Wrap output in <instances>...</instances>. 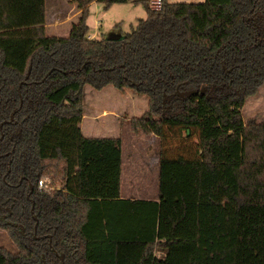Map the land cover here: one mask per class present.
<instances>
[{
  "label": "trees",
  "instance_id": "1",
  "mask_svg": "<svg viewBox=\"0 0 264 264\" xmlns=\"http://www.w3.org/2000/svg\"><path fill=\"white\" fill-rule=\"evenodd\" d=\"M67 35L46 0H0V264H264V0H163L128 32ZM141 1V0H140ZM148 99L134 133H197L162 151L158 199L121 197V137L87 136L84 88ZM40 181L43 184L40 185Z\"/></svg>",
  "mask_w": 264,
  "mask_h": 264
},
{
  "label": "rangeland",
  "instance_id": "2",
  "mask_svg": "<svg viewBox=\"0 0 264 264\" xmlns=\"http://www.w3.org/2000/svg\"><path fill=\"white\" fill-rule=\"evenodd\" d=\"M172 2H188L202 3L205 0H170ZM150 2V1H149ZM72 0H46L47 8V24H49V32L52 34L67 35L71 28L70 20L63 23L64 19L72 16L78 7ZM77 6V5H76ZM147 17L146 5L141 0H130L128 3L114 4L110 7H105L101 2H96L89 6V16L87 24L90 28V33L96 31L97 38H100L103 33H122L128 32L136 26L140 18ZM75 20V19H74ZM73 21V20H72ZM84 110L85 118L82 122L85 135L93 136H110L114 134L112 126L116 122L114 116H108L103 120H91L95 115L104 113L105 109H113L119 115L120 129L122 132H115L123 135L126 138L127 144L134 145H149L152 151H149V159L147 164L151 167L150 173L156 169L155 158L158 153L159 161L162 151L167 150L171 155L174 149L183 147L186 149H195L198 143L197 133H193L188 139L186 131L179 129H170L166 136V141H162L155 134L148 135L144 132L134 133L130 126V119L133 117L142 116L148 109V99L145 96L138 95L132 89L119 90L113 86H107L101 90H97L90 85L84 88ZM243 117L245 122L257 120L264 122V85L258 93L250 97L244 106ZM111 129V130H110ZM121 132V133H120ZM120 135V136H121ZM140 146V147H141ZM166 152V151H165ZM140 156L139 152H136ZM144 153V152H143ZM154 178V176H153ZM155 180H152L150 185L154 189ZM130 185V184H128ZM135 186V185H134ZM0 245L13 247V242L3 229L0 228Z\"/></svg>",
  "mask_w": 264,
  "mask_h": 264
},
{
  "label": "crops",
  "instance_id": "3",
  "mask_svg": "<svg viewBox=\"0 0 264 264\" xmlns=\"http://www.w3.org/2000/svg\"><path fill=\"white\" fill-rule=\"evenodd\" d=\"M97 1H93L91 5L96 3ZM77 6L74 5L73 8ZM81 10L78 8L76 12L67 19H64L62 22L65 23L70 20L72 24L76 21L80 15ZM75 19V20H74ZM73 20V21H72ZM49 27V24H47ZM70 30V29H69ZM96 31L94 33H90L91 37L96 36ZM114 34V33H113ZM55 35H65V34H55ZM104 113L100 115H95L91 118V120H103V118H107L108 116H114L113 128L111 132L114 134L110 135V137H121L123 141L122 149H123V159H122V180H121V197L124 199H158L159 198V156L158 153L153 157L155 158V171L150 173L152 170L151 167L147 164V160L149 159V151H152L151 146L149 145H134L127 144L126 138L123 135H119V131L122 132V128L120 129L119 115L112 111L113 109H105ZM85 118V117H84ZM84 121V120H83ZM82 130L84 132V128L82 126ZM111 130V129H110ZM118 132V133H115ZM120 132V133H121ZM85 134V133H84ZM93 136V135H87ZM101 137V136H100ZM109 137V136H102ZM141 146V147H140ZM136 152L140 153V156L137 155ZM144 152V153H143ZM154 176V178H153ZM155 180L154 189L150 186L152 180ZM130 184V185H128ZM135 185V186H134Z\"/></svg>",
  "mask_w": 264,
  "mask_h": 264
},
{
  "label": "built area",
  "instance_id": "4",
  "mask_svg": "<svg viewBox=\"0 0 264 264\" xmlns=\"http://www.w3.org/2000/svg\"><path fill=\"white\" fill-rule=\"evenodd\" d=\"M150 4L153 8L159 9L163 4V0H150ZM43 184V181H40V185Z\"/></svg>",
  "mask_w": 264,
  "mask_h": 264
}]
</instances>
